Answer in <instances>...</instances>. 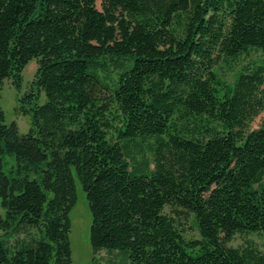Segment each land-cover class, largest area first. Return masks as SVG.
I'll return each instance as SVG.
<instances>
[{
    "label": "trees",
    "instance_id": "obj_1",
    "mask_svg": "<svg viewBox=\"0 0 264 264\" xmlns=\"http://www.w3.org/2000/svg\"><path fill=\"white\" fill-rule=\"evenodd\" d=\"M32 59L29 131L0 106V264H72L76 181L106 264H264L228 245L264 231V0H0V87Z\"/></svg>",
    "mask_w": 264,
    "mask_h": 264
},
{
    "label": "rangeland",
    "instance_id": "obj_2",
    "mask_svg": "<svg viewBox=\"0 0 264 264\" xmlns=\"http://www.w3.org/2000/svg\"><path fill=\"white\" fill-rule=\"evenodd\" d=\"M251 57H258L257 51H252ZM247 57V56H246ZM246 57H242L239 64L246 60ZM238 66L234 68L237 70ZM36 70V61L30 60L22 71L23 83L20 91H18L10 82L9 79L3 81L0 87V106L4 113L5 123L9 124L15 122L19 132L26 133L31 127L30 116L23 114L17 109L19 106V96L24 91L28 90L30 81L32 80ZM234 70H229L223 66V70L220 73L224 74L223 77L228 81H232L234 78ZM264 126V113L261 112L250 123L249 128H256ZM15 164V158L12 155H4L2 168L4 171H8L12 165ZM77 200L69 212L70 220V247H71V262L72 264H106L107 258L113 256L108 254L104 250L98 251L96 254L92 252V248L89 240V229L91 222V215L89 212L88 204L86 201L85 193L78 181H76ZM165 211H169V207L164 208ZM4 216V210L0 205V217ZM184 235L186 237H196L198 233L192 222V218L189 215L183 223ZM2 230L0 229V235ZM228 245L242 248L244 246H252L255 249L264 252V231L261 232H244L236 233Z\"/></svg>",
    "mask_w": 264,
    "mask_h": 264
}]
</instances>
